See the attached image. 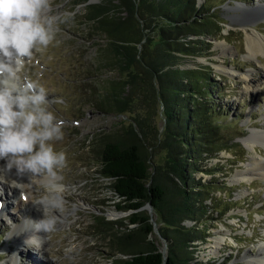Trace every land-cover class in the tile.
I'll use <instances>...</instances> for the list:
<instances>
[{"label": "rangeland", "instance_id": "374dc122", "mask_svg": "<svg viewBox=\"0 0 264 264\" xmlns=\"http://www.w3.org/2000/svg\"><path fill=\"white\" fill-rule=\"evenodd\" d=\"M104 1L52 0L53 14L70 12L73 17L68 23L59 25L58 43L49 46L43 54H37L27 66L26 74L39 80L47 89L49 100L53 99L49 110L63 121V139L56 141L54 146L56 151H64L67 156V167L60 173L65 185L64 207L60 214L66 212L67 220L64 223L59 220L57 230L48 234L44 247L33 250L23 245L26 249L18 252L17 264H112V261L119 260L117 256L122 255L108 245L109 234L114 229H97L98 222L95 221L96 216L103 215L106 219L126 222V217L133 211L116 208L119 198L108 188L109 179L98 172L100 138L120 135L129 121L127 113L100 108L97 104L104 82L108 78L119 77L116 68L98 66L100 59L96 42H105V35L103 32L93 35L89 30L91 22L85 18L88 3ZM196 3L200 9L209 10V18L217 26L220 25V29L217 30L218 27L213 26L209 18H204L196 28L210 29L209 34L190 37L194 40L201 38L194 47L197 56L181 55L177 65L180 68L209 65L211 78L221 90L218 92V87L214 88L213 102L223 109L224 117L219 120L227 123L221 133L225 139L234 135L230 142L239 147L228 145L227 149H220L218 156L208 163L214 164L207 168L213 171L212 174L207 169L194 173L196 179L207 182L203 195H210L211 198L205 199L207 212L200 219L183 221L185 228L205 236L196 239V246H190L188 250L191 251V264H246L244 253H254L259 245L264 244V177L240 180L237 175L249 165L251 156L264 160L263 142L257 140L262 154L249 146L253 133L264 131V62L261 64L259 58L247 54L245 31L233 26L231 17L238 13L233 9L235 5L256 7L263 5L264 0H196ZM118 13L124 15L125 11L120 9ZM256 23V28L264 34V19ZM151 34L154 39L157 37L156 32ZM220 43L227 44L230 51L223 53L218 46ZM260 57L264 60V55ZM220 65L225 71L218 70ZM245 72L252 73L256 78L255 87L246 88L242 77ZM161 113L159 107L153 118L158 128H162L164 123ZM164 154L162 149L151 154V158L161 163ZM1 186L0 205L1 201H9V204L2 207V211H6L0 212V264H13L11 256L17 244L9 234L14 225L32 216L27 211V200L31 196L34 201L41 193L33 187L28 188V193H18L13 197ZM13 201L14 204H11ZM17 201L20 202V211L14 214L12 207ZM141 210L148 213L154 223L147 238L166 253V242L161 236L163 222L153 208L142 207ZM112 212L119 215L112 216ZM220 235L225 237L224 241L213 247L215 236Z\"/></svg>", "mask_w": 264, "mask_h": 264}, {"label": "trees", "instance_id": "16d2710c", "mask_svg": "<svg viewBox=\"0 0 264 264\" xmlns=\"http://www.w3.org/2000/svg\"><path fill=\"white\" fill-rule=\"evenodd\" d=\"M200 8L196 0H106L86 6L89 30L105 35V42H96L98 66L119 72V77L104 82L97 104L129 118L120 135L100 138L97 151L98 172L109 179L108 188L119 198L116 208L133 210L126 222L103 215L95 218L97 229H114L108 245L122 255L112 264H191L188 248L205 236L185 228L183 221L200 219L207 212L205 199L211 198L203 195L207 182L194 173L214 166L208 163L220 149L239 147L230 142L234 135L225 139L221 133L227 123L219 120L223 109L213 102L218 86L209 65H177L181 55L197 56L194 47L201 38L194 40L191 35L209 34L210 29L196 28L209 18V10ZM120 9L124 15L118 13ZM217 91L221 92L219 87ZM159 107L162 128L153 122ZM162 149L163 161L154 162L151 154ZM146 202L163 222L165 256L147 238L154 227L140 208Z\"/></svg>", "mask_w": 264, "mask_h": 264}, {"label": "clouds", "instance_id": "9594fccd", "mask_svg": "<svg viewBox=\"0 0 264 264\" xmlns=\"http://www.w3.org/2000/svg\"><path fill=\"white\" fill-rule=\"evenodd\" d=\"M72 17L53 14L52 0H0V183L41 193L32 203L41 217L23 218L16 233L28 247H44L48 234L57 230L67 156L54 146L63 139V121L49 110L53 99L26 74L27 66L58 43L59 25ZM25 224L31 229L23 230Z\"/></svg>", "mask_w": 264, "mask_h": 264}, {"label": "bare ground", "instance_id": "6f19581e", "mask_svg": "<svg viewBox=\"0 0 264 264\" xmlns=\"http://www.w3.org/2000/svg\"><path fill=\"white\" fill-rule=\"evenodd\" d=\"M233 9L235 11H238V13H235L231 17V23L233 26H238V27H241L244 29L247 54L255 56L256 58H259V62L261 64H263L264 60H262V58L260 56L264 55V34L262 33V31H260L259 29L256 28V25H257L256 22L261 20V19H264V4L261 6L257 5L256 7H248V6L243 7L239 4H237L233 7ZM218 46L222 49L223 53H227L230 51V48L227 47V44H225V43H220ZM218 70L219 71H225V69L222 65L218 66ZM242 77H243V81H244L247 89H250L251 87H253L255 85L254 82H256V78L253 76L252 73L245 72L242 74ZM253 134L254 135H252L249 138L250 149L256 151L259 154H262V150L257 147V140H260L261 142L264 143V131L254 132ZM3 163H4L3 161H0V165H3ZM14 171L15 170H13V172ZM237 176H238V179H240V180H242V179L243 180H252L255 177L263 178L264 177V160L262 158L255 156V155L251 156L249 165L245 169H243L241 171V173H238ZM13 178H15V177L13 176ZM23 182H25V183L27 182L26 178ZM0 184H2L1 188L3 189V191L7 190L8 193L11 194L13 197H16V194H18V193L19 194L20 193H28L27 191L29 190L28 188L20 190L18 188L11 187L9 184H4V183H0ZM4 193H6V192H4ZM30 197L27 200V203L29 206L27 211H28V213H31L32 216L28 217V218L36 220V219H39L41 217V212L38 211L36 209V207L32 204L33 200L30 199ZM5 200H6V198H5ZM14 202L15 201L11 202V204H14ZM19 203L20 202L17 201L16 205H14L12 207L14 209V212H12V213L17 214V212L20 211ZM8 204H9V201H1V205H0L1 211L0 212L6 211V210L2 211V207L6 206ZM110 214L112 216L113 215H115V216L119 215V213H113V212ZM59 215H60V219H62L63 223H64L67 220L66 212L63 213L64 216L60 213H59ZM20 224H21V222H20ZM20 224L14 225L11 233L9 234V237H11L13 242H15L17 244V246L14 247V251H13L12 256H11V260H12L13 264H17L18 252L24 251L26 249L25 247L29 248L28 246L23 244V237L16 234L18 231L21 230ZM31 227L32 226L30 224H25L23 226V230H25V231L30 230ZM224 238L225 237L223 235L215 236V239H214L215 242H214L213 247H216V246H219L220 244H222V242L224 241ZM32 248H33V250L35 249V247H32ZM27 250H29V249H27ZM215 251H218V250L215 249ZM30 254L32 255V253H30ZM35 258H39V257L36 256ZM243 259L245 260L246 264H264V244L259 245L257 248V251L254 253L253 252L252 253L251 252H249V253L245 252L243 255Z\"/></svg>", "mask_w": 264, "mask_h": 264}, {"label": "water", "instance_id": "95a60500", "mask_svg": "<svg viewBox=\"0 0 264 264\" xmlns=\"http://www.w3.org/2000/svg\"><path fill=\"white\" fill-rule=\"evenodd\" d=\"M142 207H147L149 210H152V205L149 202H147L146 205H142L140 208H142ZM161 251H162L163 255L165 256L164 250H161Z\"/></svg>", "mask_w": 264, "mask_h": 264}]
</instances>
